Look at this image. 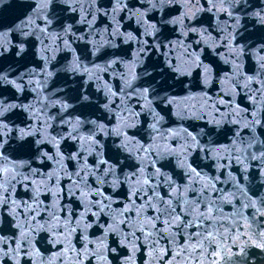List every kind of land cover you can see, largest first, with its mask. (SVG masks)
I'll list each match as a JSON object with an SVG mask.
<instances>
[{"label":"water","instance_id":"obj_1","mask_svg":"<svg viewBox=\"0 0 264 264\" xmlns=\"http://www.w3.org/2000/svg\"><path fill=\"white\" fill-rule=\"evenodd\" d=\"M0 184V264H264V0H0Z\"/></svg>","mask_w":264,"mask_h":264},{"label":"snow or ice","instance_id":"obj_2","mask_svg":"<svg viewBox=\"0 0 264 264\" xmlns=\"http://www.w3.org/2000/svg\"><path fill=\"white\" fill-rule=\"evenodd\" d=\"M0 187H3V185L0 184ZM197 227H204L205 228V232L204 233H189V237L192 238V237H195L196 235H200V236H202V240L200 242H201V244H203V239H209V238L212 237V233L207 231V229L212 227V225L211 224H208L206 226L197 225Z\"/></svg>","mask_w":264,"mask_h":264}]
</instances>
